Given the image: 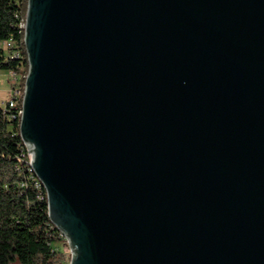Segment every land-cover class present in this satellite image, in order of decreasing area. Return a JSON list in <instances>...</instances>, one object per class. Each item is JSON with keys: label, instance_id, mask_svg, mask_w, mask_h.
Instances as JSON below:
<instances>
[{"label": "water", "instance_id": "95a60500", "mask_svg": "<svg viewBox=\"0 0 264 264\" xmlns=\"http://www.w3.org/2000/svg\"><path fill=\"white\" fill-rule=\"evenodd\" d=\"M23 29L69 264H264V0H28Z\"/></svg>", "mask_w": 264, "mask_h": 264}, {"label": "trees", "instance_id": "16d2710c", "mask_svg": "<svg viewBox=\"0 0 264 264\" xmlns=\"http://www.w3.org/2000/svg\"><path fill=\"white\" fill-rule=\"evenodd\" d=\"M27 1L0 0L2 71L27 73L23 29ZM9 41L13 48L3 46ZM13 50L20 52V59H9ZM12 114L11 109H0V264H68L65 251L57 245L63 239L49 220L47 200L37 198L33 183L26 179L19 118Z\"/></svg>", "mask_w": 264, "mask_h": 264}, {"label": "built area", "instance_id": "2783aa9c", "mask_svg": "<svg viewBox=\"0 0 264 264\" xmlns=\"http://www.w3.org/2000/svg\"><path fill=\"white\" fill-rule=\"evenodd\" d=\"M5 48H13V43L11 41L5 42L3 44ZM21 54L18 50H13L9 54V59H20ZM7 74L9 76V84H10V89L8 90L7 97L5 100L0 102V109L3 111L11 109L14 114L11 115L14 119L19 118L20 122V117H21V104H22V98H23V93H24V81H25V74L22 75V70L20 71H15V70H7ZM20 137V136H19ZM21 139V138H20ZM21 161L22 163L25 164L26 167V179L27 181L30 180L33 183L34 188L36 189L37 192V198L42 200L43 198L46 199V192L41 184V182L38 180L36 175L34 174V171L31 167V156L32 153L29 151V147L26 143H24L21 140ZM25 184H21L23 186ZM44 190V191H43ZM44 192V196L43 193ZM53 226V225H52ZM53 228H55L53 226ZM56 229V228H55ZM59 238H62L63 240H66L63 234L56 229Z\"/></svg>", "mask_w": 264, "mask_h": 264}, {"label": "rangeland", "instance_id": "374dc122", "mask_svg": "<svg viewBox=\"0 0 264 264\" xmlns=\"http://www.w3.org/2000/svg\"><path fill=\"white\" fill-rule=\"evenodd\" d=\"M10 89L9 84V76L7 74V71L0 70V101L6 99V93ZM58 247L65 251V257L67 258L68 262L70 261V251L68 247V243L66 240L57 242ZM69 264V263H68Z\"/></svg>", "mask_w": 264, "mask_h": 264}, {"label": "crops", "instance_id": "0c3cea01", "mask_svg": "<svg viewBox=\"0 0 264 264\" xmlns=\"http://www.w3.org/2000/svg\"><path fill=\"white\" fill-rule=\"evenodd\" d=\"M7 93H8V91H7ZM7 93H6V97H7ZM3 101V100H2ZM1 102V101H0Z\"/></svg>", "mask_w": 264, "mask_h": 264}]
</instances>
